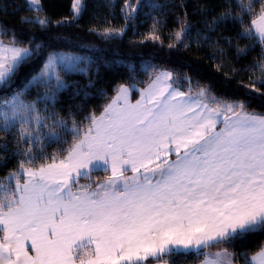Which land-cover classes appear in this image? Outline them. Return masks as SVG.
<instances>
[{"label": "snow or ice", "instance_id": "snow-or-ice-1", "mask_svg": "<svg viewBox=\"0 0 264 264\" xmlns=\"http://www.w3.org/2000/svg\"><path fill=\"white\" fill-rule=\"evenodd\" d=\"M25 3L35 16L21 17L22 23L41 29L53 23L41 15L42 0ZM239 6L252 15V0L248 5L239 0ZM85 7L82 0H73L71 20L55 23L74 22ZM128 8L126 3L122 9L125 19ZM228 15L223 12L218 19ZM251 24L241 36L255 39L264 55V4ZM187 30L182 22L184 35ZM122 33L105 29L101 35ZM176 39L181 40V33ZM17 44L15 34L11 46L0 42V53H10L0 54V91L11 87L12 78L40 47L34 41V47ZM86 63L83 57L50 53L20 91L0 102V131L15 128L17 143L39 146L42 152L44 140L72 136L64 158L57 160L53 154L51 163L27 169L21 161L20 171L0 182V264H146L192 251L205 256L203 264H232L227 249H204L264 232V114L248 112L241 101H225V111L236 119L225 115L224 127L217 130L213 117L219 111L209 109L200 97L217 98L205 88L195 96L180 92L173 86L179 78L168 71L157 75L135 104L120 86L99 116L90 112L84 117L83 127L74 119L69 127L47 106V115L42 114L38 103L55 108L58 94L72 87L62 73L85 72L80 65ZM254 66L264 73V60ZM184 81L191 91V78L185 75ZM255 82L264 84V76ZM159 83L164 86L157 87ZM34 86L44 89L43 96L38 91L36 100L26 102L22 97ZM93 86L89 81L88 87ZM80 94L78 89L75 95ZM23 155L29 163L36 159L31 148ZM95 171L111 175L94 190L92 185L72 190ZM21 176L26 177L23 183ZM246 264H264V246L246 257Z\"/></svg>", "mask_w": 264, "mask_h": 264}, {"label": "trees", "instance_id": "trees-1", "mask_svg": "<svg viewBox=\"0 0 264 264\" xmlns=\"http://www.w3.org/2000/svg\"><path fill=\"white\" fill-rule=\"evenodd\" d=\"M82 2L86 7L78 19L57 25L55 21L65 18L71 20L73 0H42L44 12L41 15L47 16L53 23L41 29L39 25L21 22V17L35 15L28 11L25 0H0V40L10 44L15 34L18 47H34L33 41L40 45L12 78L11 87L0 91V102L11 99L12 93L20 91L26 81L43 68L50 53L67 52L87 61L80 65L85 72L62 73L72 87L58 94L55 108L44 103H38L37 107L44 115H47L43 111L46 106L49 112H58L60 117L68 121L69 127L72 126L73 119L83 127L80 122L90 112L100 115L117 95L120 86L136 85L143 88L163 70L173 73L174 79L179 78L174 86L187 95L195 96L200 88L207 89L217 101L208 99L207 95L200 97V100L227 116H232L233 113L225 111V101H241L248 112L264 114V84L255 82L264 73L254 66L264 60V55L255 39L241 36L243 28L252 26L251 21L260 13L264 0H252L251 16L239 6V0ZM126 3L129 6L128 19H125L122 11ZM243 3L248 5L249 0H243ZM133 11L135 14L131 15ZM226 11L230 15L223 20L218 19ZM182 22L188 29L186 35L181 31ZM105 29H122L123 33L105 37L101 35ZM177 33H181V40L176 39ZM238 48L246 51L238 53ZM185 75L191 78V91L184 81ZM89 81L93 87H88ZM78 89L81 94L75 95ZM38 91L43 96L44 89L34 86L22 98L26 102L36 100ZM84 93L88 95L85 96ZM139 93L135 89L133 99H137ZM81 108L83 111L79 110ZM234 111L240 110L234 108ZM15 136V128L10 132L0 131V182H6L9 173L19 172L21 161L24 162V168H37L51 163L53 154L57 160L64 158V149L72 143L71 134H66L60 142L44 140L41 152L39 146L23 141L17 143ZM5 144L7 151L3 150ZM29 148L36 157L31 163L23 155ZM42 156L47 159L41 158ZM110 175V171H95L89 178H80L73 189L77 190L79 185H92L94 188L96 183L105 181ZM24 179V176L19 177V182ZM262 246L264 232H258L230 243L205 248L204 252L227 249L236 264H246V257L250 258L259 252ZM204 259L203 254L192 251L162 260L150 259L146 264H199Z\"/></svg>", "mask_w": 264, "mask_h": 264}, {"label": "crops", "instance_id": "crops-1", "mask_svg": "<svg viewBox=\"0 0 264 264\" xmlns=\"http://www.w3.org/2000/svg\"><path fill=\"white\" fill-rule=\"evenodd\" d=\"M257 18V17H256ZM255 18V19H256ZM164 71H168V70H163V71H161V72H164ZM160 72V73H161ZM169 72V71H168ZM159 73V74H160ZM158 74V75H159ZM157 77V76H156ZM156 77H155V79L150 83V84H148L147 86H145V87H143V88H139L138 86H136V85H123L124 87H126L127 89H128V96H127V98H128V102L130 103V104H135L137 101H142L143 99H144V95H145V92L147 91V90H149L150 89V87H152L153 86V83H154V81H156ZM164 86V84L163 83H159V84H157V87H163ZM174 86V85H173ZM174 87H176V86H174ZM177 88V87H176ZM135 89H138L139 90V97L137 98V99H133V91L135 90ZM180 92H183L181 89H179V88H177ZM184 93V92H183ZM186 94V93H185ZM117 95H118V93H117ZM116 95V96H117ZM187 95V94H186ZM115 96V97H116ZM114 97V98H115ZM113 98V99H114ZM112 99V100H113ZM201 101V103H203V104H207V103H205L204 101H202V100H200ZM112 102V101H111ZM110 102V103H111ZM120 103H123L122 101L120 102ZM207 106H208V108L209 109H213V108H211L208 104H207ZM200 110H203V111H207L206 109H198V111H200ZM220 113V112H219ZM99 116V115H98ZM223 114H221L220 113V115L219 116H215V117H213V119H216L217 120V130L218 129H220V128H222V127H224V124H222V125H220V123L222 122V120H223ZM232 119L233 120H235L236 119V117L235 116H233L232 117ZM171 159H174L175 157L173 156V157H170ZM127 175H131V173H129V174H127ZM103 182V181H102ZM20 183H23V182H20ZM95 189V187L94 188H92V190H94ZM73 191H76V190H74V189H72ZM2 235H3V233L2 232H0V237H2ZM224 250V249H223ZM222 250H219V251H215V252H211V253H217V252H221ZM227 252L228 253H230L228 250H227ZM256 254V253H255ZM254 254V255H255ZM253 255V256H254ZM224 259L225 260H227L228 259V257H224ZM205 260V259H204ZM204 260L203 261H201L199 264H203V262H204ZM147 264H168V263H166V262H155V263H147ZM232 264H236L235 263V261H234V259H233V256H232Z\"/></svg>", "mask_w": 264, "mask_h": 264}, {"label": "rangeland", "instance_id": "rangeland-1", "mask_svg": "<svg viewBox=\"0 0 264 264\" xmlns=\"http://www.w3.org/2000/svg\"><path fill=\"white\" fill-rule=\"evenodd\" d=\"M0 42H2V44L3 45H5V46H11L10 44H6V43H4L3 41H1L0 40ZM62 54H68V55H71V53H67V52H61ZM0 54H2V55H9L10 56V53H0ZM47 61V60H46ZM46 63V62H45ZM135 100V99H134ZM211 108H213V107H211ZM213 109H215V108H213ZM219 111V110H218ZM221 114H223V116H225V114H224V112H222V111H219ZM234 115H232V116H230V117H233ZM223 124V123H222ZM27 169V168H26ZM25 179H26V177H25ZM24 182V181H23Z\"/></svg>", "mask_w": 264, "mask_h": 264}, {"label": "bare ground", "instance_id": "bare-ground-1", "mask_svg": "<svg viewBox=\"0 0 264 264\" xmlns=\"http://www.w3.org/2000/svg\"><path fill=\"white\" fill-rule=\"evenodd\" d=\"M31 15H32V14H31ZM31 15H30V16H31ZM32 16H33V15H32ZM34 16H35V15H34Z\"/></svg>", "mask_w": 264, "mask_h": 264}]
</instances>
